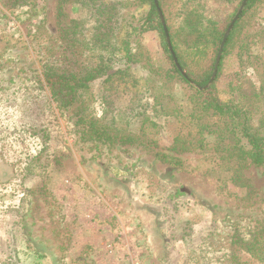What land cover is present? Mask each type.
I'll return each mask as SVG.
<instances>
[{
  "label": "rangeland",
  "instance_id": "1",
  "mask_svg": "<svg viewBox=\"0 0 264 264\" xmlns=\"http://www.w3.org/2000/svg\"><path fill=\"white\" fill-rule=\"evenodd\" d=\"M127 1L121 6L118 47L110 55L112 80L90 82L70 108L53 97L46 74H68L73 67L77 77L89 79L96 53L87 51L85 39L92 37L93 22L84 24L72 46L63 36L65 27L86 20L87 9L76 0H22L17 6L0 0V264H234L236 238L251 240L264 223V165L242 170L257 191L249 198L231 180L236 161L217 166L215 134L200 136L209 143L207 150H171L176 137L193 138L198 131L187 117L189 92L180 86L173 90L184 108L179 117L154 116L156 83L118 52L128 39L135 51L140 40L165 67L162 38L158 32L142 37L133 32L148 5ZM253 22L249 33L257 42L251 51L263 56L264 66V11L258 10ZM186 39L180 42L190 44ZM240 49L238 36L214 93L247 111L257 127L264 100L253 95L261 74L243 62ZM106 91L121 111L131 107L137 92L147 91L145 114L117 121L141 140L128 137L114 145L80 140L73 111L86 109L101 119L99 95ZM208 122L224 125L218 117ZM45 130L52 140L40 165L34 160L44 149ZM150 139L155 143L147 146ZM238 258L261 264L244 251Z\"/></svg>",
  "mask_w": 264,
  "mask_h": 264
},
{
  "label": "trees",
  "instance_id": "2",
  "mask_svg": "<svg viewBox=\"0 0 264 264\" xmlns=\"http://www.w3.org/2000/svg\"><path fill=\"white\" fill-rule=\"evenodd\" d=\"M21 1L9 0L13 6L19 5ZM125 1L128 2L127 0H119L115 3H107L104 0H76L77 3L87 9L86 20L73 22L70 26L65 27L63 36L65 40L70 41L69 46L74 45L78 34L85 31L84 24L92 21V37L86 38L87 41L85 42L87 51H93L96 54L93 55V68L89 79L77 77L72 67L76 61L73 62L72 69L68 74L55 72L46 74L47 86L53 97L63 106L73 108L84 97V89L95 79L106 76L105 83L112 80L113 74L109 73V68L113 61L110 60V55L115 54L114 46L118 47V37L122 29L121 6ZM144 2L147 3L148 8L142 19L133 28V32L139 30V36L158 32L162 38V48L167 65L164 67L157 64L154 52L140 40H138L135 51H133L131 41L125 40L118 53L122 54L127 65H139L140 68L147 71L149 79L156 83L151 95L154 116L179 117L184 108L175 98L173 90L177 86L188 90V101L191 106L186 111L187 117L190 123L198 128V131L193 138L191 135L176 137L171 150L178 154L200 149L201 151L207 150L209 143L203 139L200 140V136L215 134L218 138L216 144V152L219 155L216 158L218 160L217 166L219 167L225 161L228 164L236 161L234 169H230L233 172L231 180L236 186L246 190V196L253 198L257 191L249 180L243 178L242 170L250 165H264V117L260 119L259 126L254 127L247 111H243V109L232 104L233 101L224 102L220 100L214 91L221 79L223 61L240 36V56H242L243 62L253 66L261 74V87L259 90H255L253 96L255 98L258 96L259 99L264 100L263 56H256L251 51V47L257 42V36L249 33L250 28H253V18L258 10L264 11V0H248L227 39L217 76L213 84L205 91L200 89L208 85L213 75L223 36L243 0H158V6L163 13L170 41L182 72L176 67L169 50L166 34L154 0H144ZM234 3L237 5H233ZM230 6H235V9L230 11ZM181 37L188 38L190 44L181 43ZM125 72H127L126 69L123 73ZM146 92H137L131 107L125 111L117 109L110 91L100 94L99 100L103 108L101 119L92 117L86 109H75L73 114L77 118L76 125L79 127L80 140H90L104 145L107 143L114 145L116 142L128 139L141 140L142 135H134L126 129L119 128L117 121L121 117L127 121L141 118L145 114L142 112L143 108L148 106L147 102H142L144 99L142 95H146ZM211 117H218L223 120V127L219 122H208V118ZM45 132L46 130L42 131L44 149L34 160L36 164L40 163V165H43V161L48 158L47 149L51 146L52 140L50 135ZM242 139L247 141V145L242 144ZM146 143L147 146H150L155 141L150 139L146 140ZM161 156L162 160H177L172 156ZM234 243L238 249V252L232 253V256L235 257L234 264H243L238 258L239 252L243 251L250 253L253 258L264 264V223L251 240L245 241L238 237Z\"/></svg>",
  "mask_w": 264,
  "mask_h": 264
},
{
  "label": "water",
  "instance_id": "3",
  "mask_svg": "<svg viewBox=\"0 0 264 264\" xmlns=\"http://www.w3.org/2000/svg\"><path fill=\"white\" fill-rule=\"evenodd\" d=\"M247 2L248 0H244L237 15L235 16V18L233 19L232 23L230 24L229 28L227 29L225 35H224V38L222 40V43H221V46H220V49H219V53H218V57H217V60H216V63H215V67H214V72H213V75L208 83V85L204 88V89H207L215 80L216 76H217V72H218V68H219V65H220V61H221V58H222V54H223V51H224V47H225V44L227 42V39L235 25V23L237 22V20L239 19L240 15L242 14L245 6L247 5ZM154 3L155 5L157 6L158 8V12H159V16H160V19H161V22H162V25H163V29L165 31V34H166V39H167V43H168V47H169V50L174 58V62H175V65L176 67L178 68L179 71L182 72V68L178 62V59L174 53V50H173V47H172V44H171V41H170V36H169V33H168V30H167V27H166V22H165V19H164V16H163V13L162 11L160 10L159 6H158V0H154ZM183 75L185 76V74L183 73Z\"/></svg>",
  "mask_w": 264,
  "mask_h": 264
}]
</instances>
